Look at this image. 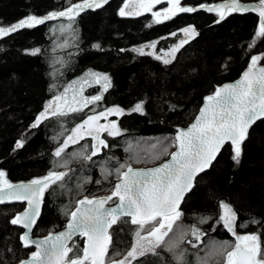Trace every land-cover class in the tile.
I'll use <instances>...</instances> for the list:
<instances>
[{
    "label": "trees",
    "instance_id": "16d2710c",
    "mask_svg": "<svg viewBox=\"0 0 264 264\" xmlns=\"http://www.w3.org/2000/svg\"><path fill=\"white\" fill-rule=\"evenodd\" d=\"M216 1L219 0H183V3ZM71 2L75 3L76 0ZM122 3L123 0H111L100 9L81 12L72 24L75 31L67 28L61 30V21L56 19L34 28L19 29L0 38V167L7 171L8 178L13 182L45 175L52 166L51 149L62 142L63 135L94 107L88 105L82 111L69 113L65 117H48L36 128L29 129L34 115L43 107L44 101L54 94L49 91V84L62 87L81 75L84 69L92 67L107 71L113 77V87L104 94L105 99L96 110L111 103L128 107L145 95L151 101L147 104L146 114L112 115L127 130L118 137L104 134L109 145L115 147L110 150L105 148L93 157L95 164L89 162L84 168L80 167L79 160H75L70 165L74 171L66 177L63 186L59 182L50 186L45 193L41 216L33 229L34 235H46L49 230L63 227L68 219L66 210L73 208L82 195L109 194L118 162L131 158L133 167L150 166L167 158V153L159 158L153 157V153L161 148L157 141L167 144L177 130L176 125L184 126L194 118L204 96L222 82L237 77L247 67L251 54L264 51V43L260 40L253 48L248 47L257 26L258 14L231 13L218 23H213L218 18L216 13L197 11L178 13L168 21L150 24L151 13L120 16L118 8ZM66 6L68 0H0V25L11 24L29 11L43 14L46 10ZM63 22L66 24L67 20ZM186 23L195 24L199 35L177 52L178 62L164 65L147 51L139 54L132 50L133 45L153 39L157 40L158 50L168 48L183 35L177 32L176 36H170L168 33ZM95 42H101L103 47H92ZM31 47H40L41 52L32 54L23 51ZM260 63H264V60ZM157 76L167 79V88L161 89V80ZM98 90V85H90L85 88V94L90 95ZM168 102L182 107L169 109ZM21 135L25 137V144L16 148L14 141ZM53 137H59V140ZM90 141V137H85L77 144H69L66 153L71 154ZM243 147L239 164L231 159L226 144L214 161V166L198 176L194 193L187 198L186 205H182L185 215L175 222L173 232L169 234L172 236L193 223H198L204 229L201 242L188 256L193 264L197 252L203 256L212 241L235 240L220 225L209 228L213 220L199 224L201 216L212 215L215 219L218 199H229L234 203L240 223L249 218L250 212L255 215L264 212V118L254 123ZM174 148L175 145H170L167 152ZM106 156H115L117 160L107 161L105 167L113 172L108 180H103L100 164ZM84 176H91L92 180L83 181ZM97 180L101 182L97 184ZM115 200L113 197L110 203ZM23 208L24 204L19 201L0 204V249L7 243L10 249H18L16 254L19 258H24L27 251L18 241L19 232L23 229L13 225L11 217ZM133 229L127 217L112 225L109 258L119 259L120 255L114 253L122 254L130 247ZM243 230L238 228V231ZM69 246L72 247L69 256L82 254L84 237L72 239ZM139 259L141 264H160L159 258L151 255L147 259Z\"/></svg>",
    "mask_w": 264,
    "mask_h": 264
},
{
    "label": "snow or ice",
    "instance_id": "6c2138e0",
    "mask_svg": "<svg viewBox=\"0 0 264 264\" xmlns=\"http://www.w3.org/2000/svg\"><path fill=\"white\" fill-rule=\"evenodd\" d=\"M160 3L161 0H123L118 13L122 17L151 13V24L168 21L178 13H196L198 9L216 13L218 18L213 23H218L231 13L252 12L258 14L257 26L248 47L253 48L257 40L264 43V0H220L218 3L166 0V7L154 10V6ZM107 4L108 0H76L75 3L68 0V6L52 8L43 14L29 11L15 22L0 26V38L19 29L34 28L56 19L61 21V30L72 29V24L81 12L86 9H100ZM65 19L66 24L63 22ZM177 32L183 35L168 48L158 50L157 40L153 39L133 45L132 50L139 54L147 51L164 65H172L173 61L178 62L177 52L199 35V30L193 23H186L168 35L176 36ZM91 46L100 49L103 44L95 42ZM23 51L37 54L41 52V48L31 47ZM262 60L264 51L251 54L247 68L239 79L219 84L214 91L203 97L204 103L191 124L187 127L176 125L177 130L167 144L157 141L161 148L153 153V157L159 158L167 153L169 159L151 168L133 167L131 158L122 163L118 162L114 170L115 181L109 194L82 195L75 201L73 208L66 210L68 219L64 230H49L47 235L36 237L32 230L41 216L45 193L50 186L57 182L63 186L66 177L74 171L70 165L75 160H79L80 167L84 168L89 162L95 164L93 157L105 148L110 150L115 147L109 145L105 133L108 137H118L127 131L121 127L118 119L108 117L113 114L121 117L133 112L146 114L147 104L151 102L145 95L144 98H137L128 107L111 103L96 110L105 99L104 94L113 87V77L107 71L92 67L84 69L81 75L62 87H57L55 83L49 84V91L54 94L44 101L43 107L29 124V129L36 128L48 117H65L69 113L82 111L88 105L94 107L89 110L90 114L75 122L63 135L62 142L51 149L52 166L45 175L34 176L28 181L13 182L8 178L7 171L0 167V202H27V207L11 217L13 225L23 226L18 241L27 250L24 258L17 256L18 249H10L5 243L0 249V264H141L139 258L147 259L149 255L159 258L160 264H193L188 256L201 242V237L205 235L204 229L198 223H193L172 236L169 234L173 232L175 222L185 215L182 205H186L187 198L194 193L198 174L214 166L213 162L226 144L233 162L240 163L250 128L260 118H264ZM157 78L161 80V89L167 88V79L159 76ZM90 85H98L99 90L86 95L85 88ZM161 102H164L162 98ZM167 106L172 110L182 107L170 102ZM101 118H104L103 121ZM85 137L91 138L90 143L85 142L71 154L66 153L69 144H77ZM53 139L59 140V137ZM14 143L16 148H21L25 144V137L21 135ZM170 145H175L176 150L167 152ZM109 159L117 160L115 156H106L105 161L100 164L103 180H108L113 172L111 168L105 167ZM91 180V176L83 177V181ZM100 182L96 181L97 184ZM113 197L118 202L109 206L108 202ZM248 216L247 220L240 223V215L234 203L229 199H218L215 219L212 215L201 216L199 224L213 220L208 225L209 228L220 225L235 240L212 241L203 256L197 252L194 264H264V212L258 215L250 212ZM122 217H127L134 226L133 239L130 247L122 254L114 253L120 255V259L109 258V247L112 244L110 229ZM238 228L245 230L238 231ZM77 233L86 237L82 254L69 256L72 252L69 241ZM29 246H34V250L29 249Z\"/></svg>",
    "mask_w": 264,
    "mask_h": 264
},
{
    "label": "water",
    "instance_id": "95a60500",
    "mask_svg": "<svg viewBox=\"0 0 264 264\" xmlns=\"http://www.w3.org/2000/svg\"><path fill=\"white\" fill-rule=\"evenodd\" d=\"M109 1H111V0H108V2ZM181 2L183 3V0H181ZM218 2H220V0L219 1H216V2H214V3H218ZM88 10H92V9H86L85 11H88ZM84 11V12H85ZM197 11H207L206 9H203V10H200V9H198ZM247 67H245L242 71H241V73L237 76V77H235L234 79H232V80H226V81H224V82H222L221 84H223V83H228V82H233V81H235V80H237V79H239L240 78V76L242 75V73H243V71L246 69ZM203 103H204V101L202 102V104L200 105V107L203 105ZM199 107V108H200ZM199 111V110H198ZM198 114V112L196 113V115ZM195 115V116H196ZM195 116H194V118L189 122V123H187L186 125H184V126H180V127H187L189 124H191L192 122H193V120L195 119ZM261 119V118H260ZM257 122V121H256ZM252 128V127H251ZM250 128V129H251ZM176 150V146H175V148L172 150V151H175ZM220 154V153H219ZM219 154L217 155V157L219 156ZM170 157L168 156L167 158H165L164 160H166V159H169ZM164 160H162L161 162H159V163H162ZM159 163H156V164H154V165H150V166H137V168H151V167H154V166H156L157 164H159ZM214 163V162H213ZM208 169H206L205 171H207ZM202 174V173H201ZM201 174H198V176L199 175H201ZM25 181H28V180H25ZM18 182V181H17ZM100 196H103V195H100ZM116 198V197H115ZM4 202H10V201H4ZM4 202H0V204L1 203H4ZM19 202H21V203H23L24 204V208L25 207H27V202L26 201H19ZM118 202V200H117V198H116V200H115V202H113V203H110V202H108V205L109 206H112V205H114V203H117ZM23 210V209H22ZM21 210V211H22ZM66 225H67V220H66V223H65V225L63 226V227H61V228H59V229H57V230H54V232H58V231H62V230H64V228L66 227ZM20 226V225H19ZM22 229H23V226H20ZM33 231V230H32ZM47 235V234H46ZM43 236V235H42ZM79 236H82V235H80L79 233H77L76 235H74L73 237H72V239H74V238H76V237H79ZM36 237H39V236H36ZM72 239L69 241V244H70V242L72 241ZM85 242H86V237H84V244H85ZM29 248L31 249V250H34V246H29Z\"/></svg>",
    "mask_w": 264,
    "mask_h": 264
},
{
    "label": "rangeland",
    "instance_id": "374dc122",
    "mask_svg": "<svg viewBox=\"0 0 264 264\" xmlns=\"http://www.w3.org/2000/svg\"><path fill=\"white\" fill-rule=\"evenodd\" d=\"M123 4V3H122ZM122 6V5H121ZM167 6V3H166V0H161V3L160 4H157L154 6V10H158L159 8L161 7H166ZM141 14H144V13H141ZM152 15V14H151ZM0 26H4V25H0ZM87 95V94H86ZM90 114V113H88ZM114 115V114H113ZM104 118H101V120L103 121ZM108 119H113L112 116H109ZM120 259V258H119Z\"/></svg>",
    "mask_w": 264,
    "mask_h": 264
},
{
    "label": "bare ground",
    "instance_id": "6f19581e",
    "mask_svg": "<svg viewBox=\"0 0 264 264\" xmlns=\"http://www.w3.org/2000/svg\"><path fill=\"white\" fill-rule=\"evenodd\" d=\"M54 22V21H53ZM78 23V22H77ZM58 25V24H57ZM48 28V27H47ZM46 28V29H47ZM54 29V28H53ZM58 30V29H57ZM55 31V30H54ZM71 31V30H70ZM64 34V33H63ZM65 40V39H64ZM67 42H68V40H67ZM34 229V228H33ZM34 235V234H33ZM34 236H42V235H34Z\"/></svg>",
    "mask_w": 264,
    "mask_h": 264
}]
</instances>
